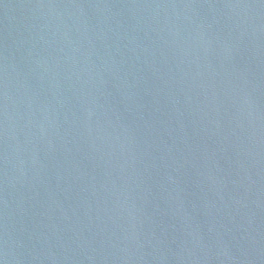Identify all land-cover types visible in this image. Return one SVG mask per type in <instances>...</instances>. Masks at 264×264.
<instances>
[{
  "label": "water",
  "instance_id": "obj_1",
  "mask_svg": "<svg viewBox=\"0 0 264 264\" xmlns=\"http://www.w3.org/2000/svg\"><path fill=\"white\" fill-rule=\"evenodd\" d=\"M0 264H264V0H0Z\"/></svg>",
  "mask_w": 264,
  "mask_h": 264
}]
</instances>
